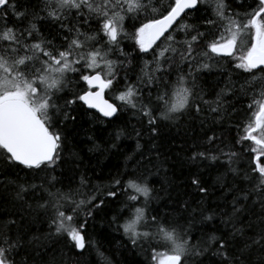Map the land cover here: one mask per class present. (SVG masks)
Wrapping results in <instances>:
<instances>
[{"label":"trees","instance_id":"obj_1","mask_svg":"<svg viewBox=\"0 0 264 264\" xmlns=\"http://www.w3.org/2000/svg\"><path fill=\"white\" fill-rule=\"evenodd\" d=\"M46 2L9 0L10 5H18L15 11L27 10L29 16L20 21L12 14L10 7L7 23L9 26L26 28L31 21L39 30L34 33L36 39L52 41L59 47L67 32L58 31L59 22L47 17ZM143 3L147 4L148 0H143ZM167 3L168 0H152V6L160 8L161 14ZM224 3L226 15H232L233 19H244V14L256 6V0H224ZM215 6L216 0H203L198 5V11H190L181 22L194 25L197 31L209 33L193 45L195 63L192 67L196 69L203 62L210 63L211 68L194 70L192 76L188 77V84L192 87L195 78V92L198 97L202 94L205 101H215L217 93L225 89L221 96L220 112L210 111L207 104L201 105L202 111L199 113L194 107L188 108L174 114L171 119L158 120V133H152L148 118L130 105L116 100V95L125 90L127 84H133L139 88L142 102L159 112L161 108L157 107V96L165 90V84L170 96L177 76L187 74L189 66L187 62H180L177 53L171 64L165 62L163 69L156 73L157 83L150 85L142 82L138 77L141 76L144 62L152 61L155 52L140 53L134 40L121 36L119 45L114 46L115 51L108 56L113 61L121 62V66L113 87L106 90V97L121 111L107 119L81 102L65 108L64 111L70 115L59 124V130L66 138L62 162L58 161L51 167L30 170L0 157V232L21 239L20 246L9 255L16 264H152V247L162 245L144 238L134 245L120 227L131 218L136 207H145L149 219L157 216L176 227L194 245L206 242L213 234L228 239L226 249H220L215 242L201 244V248L207 247L209 250L198 257L189 256L185 264H264V240L259 239L264 235V207L255 194L244 200L239 191L232 190L251 187L245 178L250 171L251 159L245 149L251 147V142L238 144L237 140L244 134V124L251 115L247 105L257 99L264 88V71L246 73L237 69L235 65L238 61L234 56H213L208 59L199 55L205 50L207 42L220 35L227 25L226 19L221 21L216 17ZM234 14H239V17ZM204 19L215 20L216 26L204 25ZM80 22L83 23V20ZM139 22L132 17L126 18L125 30L134 32L133 25ZM3 26L4 20L0 19V28ZM82 31L89 35L98 33L96 18L84 24ZM171 34L182 42L196 33L189 29L188 33L173 31ZM100 36V46L107 47V37L102 33ZM250 39V33L239 38L244 45L237 46L236 56L250 46ZM166 43V40L158 42L159 47ZM159 47L154 46L155 51H159ZM121 48L124 54L119 51ZM150 67L154 68L155 65ZM81 74H67V86L62 93H58L61 97L59 104L63 105L64 100L71 99L73 94L79 95L87 90L86 84L80 80ZM211 107L214 108L215 104ZM60 119H63L62 114ZM209 137H214V142L209 141ZM205 150L218 159H191L193 152ZM229 152L237 154L231 164L228 163V156L224 155ZM194 176L203 182L207 194L195 189L192 184ZM81 177L87 180L83 186ZM115 179H120L121 183L116 185L113 183ZM129 180L146 184L151 189V198L146 201L143 196H138L137 201H129L128 197L135 194L125 187ZM57 190L77 192L74 197L77 200L94 196V203L99 205L91 209L90 217L85 216L86 209L77 217L80 223L87 225L86 247L80 251L67 237L54 234V229L50 227L51 206H39L51 199L48 192L56 193ZM108 192H115L116 195L108 196ZM234 197H240L237 207H242L236 216L232 215ZM209 215L212 219L204 218ZM229 217L231 222L226 224L225 220ZM233 228L241 231H233ZM254 239L258 242L252 244ZM246 244L251 246L245 248ZM218 249L226 251L227 257L218 255Z\"/></svg>","mask_w":264,"mask_h":264},{"label":"snow or ice","instance_id":"obj_2","mask_svg":"<svg viewBox=\"0 0 264 264\" xmlns=\"http://www.w3.org/2000/svg\"><path fill=\"white\" fill-rule=\"evenodd\" d=\"M202 2L203 0H168L161 14L160 8L152 6V0H148L147 4L143 3V0H47L44 6L47 17L53 22H59L58 31L67 32V35L62 37L63 43L57 47L52 41L36 39L34 33L39 30L31 21L26 28L9 26L7 20L10 7L13 10L12 14L20 21L26 19L29 13L27 10L15 11L18 5H10L9 0H0V10L3 13L0 19L4 20V26L0 28V157L30 170H40L42 166L51 167L61 161L65 146L66 138L59 130V124L67 120L70 115L64 111L65 108L81 102L87 108L98 110L104 117H114L118 114L121 109L105 99L104 93L106 89L110 90L113 87L121 66V62L108 58L109 54L115 51L114 46L119 45L121 36L134 40L140 53L146 54L150 50L155 52L152 61L144 62L141 76L138 77L142 82L150 85L157 83L156 73L163 69L165 62L171 64L177 53L180 55V62H187L189 66L187 74L181 73L177 76L170 96L167 84L165 90L157 96L159 102L157 107L161 108L159 112L142 102L141 92L133 84H127L125 90L116 95V100L124 105H130L148 118V127L152 133H158V120L171 119L174 114L188 108L194 107L199 113L202 111L201 105L207 104L210 111L220 112L221 96L225 89L217 93L215 101H205L202 94L198 97L195 92V78L192 80V87L188 84V77L192 76L194 70L211 68L210 63L203 62L199 63L196 69L192 67L195 63L193 45L209 33L197 31L194 25L181 22L190 11H198V5ZM214 11L219 20H227V25L220 35L214 36L207 42L205 50L199 55L208 59L220 55L234 56L238 61L235 65L237 69H242L246 73H252L253 70L264 71V67H261L264 66V0H256V6L244 14V19H233L232 15H226L224 0H216ZM141 14H143L142 19ZM234 15L239 17V14ZM93 17L99 24V32L85 34L82 27L92 21ZM128 17L140 21L138 25H133L132 33L125 30V21ZM81 19L83 23L80 22ZM202 23L209 27L216 26V21L213 19H204ZM189 29L196 34L190 35V39L182 42L177 41L171 34L173 31L188 33ZM246 32L251 36L250 46L236 56L239 38ZM100 33L107 37V47L100 46L102 38ZM69 36L72 38L69 39ZM163 40L167 43L159 47L158 42ZM93 44L96 46L92 47ZM154 46L159 47V51H155ZM119 51L124 54L122 48ZM168 53L172 55L169 56ZM152 64L155 65L154 68L150 67ZM68 73H83L80 75V80L88 87L79 95L73 94L71 99L64 100L61 105L58 103L61 99L58 93H62L66 88ZM212 104H215L214 108L211 107ZM247 108L251 115L244 124V134L237 143L251 142V147L245 149L251 157L250 171L245 177L251 187L232 190L239 191L240 197L244 200L255 194L264 207V88L259 92L258 98L247 105ZM214 139V137L208 138L211 142H214ZM137 147L140 145L137 144ZM224 155L228 156V163L231 164L237 154L229 152ZM191 159L214 161L218 157L205 150L193 152ZM232 171L236 170L232 169ZM86 183L87 180L81 177V185ZM113 183L119 185L121 180L115 179ZM192 184L199 193L207 194V188L202 186L203 182L196 176L193 177ZM125 187L135 193L128 197L129 201H137L138 196H143L146 201L151 198V189L146 184L129 180ZM23 190L21 186V191ZM17 195L19 197V193ZM76 195L77 192L71 190L48 192L51 199L45 200L39 206H51L53 214L50 227L54 229L55 235L67 237L76 249H84L87 225L80 223L77 217L85 209V216L90 217L91 209L99 205L94 203V196L77 200L74 198ZM107 195L115 196L116 193L108 192ZM240 197L233 198V216L242 211V207H237ZM204 218L210 220L212 216ZM229 222L231 217L225 220L226 224ZM120 227L134 245L141 238L153 239L157 244L162 245L159 248L152 247V264H185L189 256L198 257L209 250L207 247L201 248L203 243L215 242L220 249H226L229 244L225 237H217L213 234L206 242L201 241L194 245L189 239H185L176 227L170 226L166 221L158 219L157 216L149 219L145 207L134 208L131 218ZM150 227L155 230H140ZM233 231L241 230L233 228ZM259 239L264 240V235ZM257 242L256 239L251 241L252 244ZM20 244L19 237L13 238L6 232H0V264H16L9 255ZM250 246L246 244L245 248ZM217 254L227 257L226 251L221 252L218 249Z\"/></svg>","mask_w":264,"mask_h":264},{"label":"water","instance_id":"obj_3","mask_svg":"<svg viewBox=\"0 0 264 264\" xmlns=\"http://www.w3.org/2000/svg\"><path fill=\"white\" fill-rule=\"evenodd\" d=\"M221 57H228V56H224V55H220ZM261 67H264V66H261ZM87 85V84H86ZM88 87V86H87ZM104 98L105 99H107L110 103H113V104H115L114 102H112L111 100H109L107 97H106V90H105V93H104ZM86 108H87V106H86ZM88 109H90V108H88ZM92 110H94L95 112H97L99 115H101L102 117H104L101 113H99L98 112V110H96V109H92ZM104 118H107V119H109V118H112V117H104ZM77 250H82V249H77Z\"/></svg>","mask_w":264,"mask_h":264},{"label":"rangeland","instance_id":"obj_4","mask_svg":"<svg viewBox=\"0 0 264 264\" xmlns=\"http://www.w3.org/2000/svg\"><path fill=\"white\" fill-rule=\"evenodd\" d=\"M244 45V41L240 42L239 41V44L237 46H243Z\"/></svg>","mask_w":264,"mask_h":264},{"label":"bare ground","instance_id":"obj_5","mask_svg":"<svg viewBox=\"0 0 264 264\" xmlns=\"http://www.w3.org/2000/svg\"><path fill=\"white\" fill-rule=\"evenodd\" d=\"M247 33V32H246Z\"/></svg>","mask_w":264,"mask_h":264}]
</instances>
